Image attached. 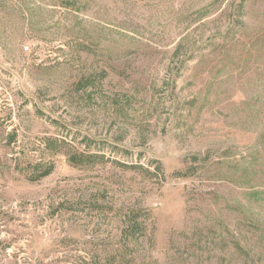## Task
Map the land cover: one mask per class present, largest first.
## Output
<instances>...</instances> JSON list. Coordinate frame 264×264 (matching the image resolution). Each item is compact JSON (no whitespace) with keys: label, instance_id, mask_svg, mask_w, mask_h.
<instances>
[{"label":"rangeland","instance_id":"rangeland-1","mask_svg":"<svg viewBox=\"0 0 264 264\" xmlns=\"http://www.w3.org/2000/svg\"><path fill=\"white\" fill-rule=\"evenodd\" d=\"M93 263L264 264V0H0V264Z\"/></svg>","mask_w":264,"mask_h":264},{"label":"built area","instance_id":"built-area-1","mask_svg":"<svg viewBox=\"0 0 264 264\" xmlns=\"http://www.w3.org/2000/svg\"><path fill=\"white\" fill-rule=\"evenodd\" d=\"M25 48H26V49H29L30 47H29V46H26Z\"/></svg>","mask_w":264,"mask_h":264},{"label":"trees","instance_id":"trees-1","mask_svg":"<svg viewBox=\"0 0 264 264\" xmlns=\"http://www.w3.org/2000/svg\"><path fill=\"white\" fill-rule=\"evenodd\" d=\"M94 264V263H93Z\"/></svg>","mask_w":264,"mask_h":264}]
</instances>
